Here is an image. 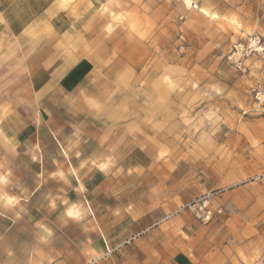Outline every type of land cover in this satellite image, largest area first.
I'll use <instances>...</instances> for the list:
<instances>
[{
  "label": "rangeland",
  "instance_id": "obj_1",
  "mask_svg": "<svg viewBox=\"0 0 264 264\" xmlns=\"http://www.w3.org/2000/svg\"><path fill=\"white\" fill-rule=\"evenodd\" d=\"M71 19L21 39L0 21V164L27 160L9 175L41 184L22 233L31 262L159 264L150 227L185 209L252 230L237 264H264V0H96ZM9 116L28 156L3 135ZM53 159L73 170L42 168ZM183 190L199 195L183 205Z\"/></svg>",
  "mask_w": 264,
  "mask_h": 264
},
{
  "label": "crops",
  "instance_id": "obj_2",
  "mask_svg": "<svg viewBox=\"0 0 264 264\" xmlns=\"http://www.w3.org/2000/svg\"><path fill=\"white\" fill-rule=\"evenodd\" d=\"M95 1L0 0V21L7 34L17 39L24 38L29 31L39 25L48 26L57 34H63L66 29H57L59 28L57 26H62L65 23L69 26L72 23L71 17L74 11H78L79 6L88 8L89 4L93 5ZM247 62L252 64L251 72L256 73L253 61L250 59ZM52 64L53 61H46L45 65H41L39 69L48 72ZM51 84L52 78L49 74V77L43 83H39L37 87L40 98L49 94ZM37 119L40 117L37 116ZM14 120L15 118L11 116L5 118L3 135L11 142H16L17 149L25 147L26 150L22 149L21 153L28 156L31 152L28 145L29 135L25 130L15 131ZM8 133L10 134L8 135ZM95 133V130H92L89 137L94 138ZM51 134L56 143L60 145V152L65 153L61 145L64 138L60 130L54 128ZM13 163L5 159L0 164V171H2L0 177V264H36L31 262L27 250L24 252L22 233L26 227L28 228V222L27 220L25 222L24 218L30 216L27 204L28 196L31 192L40 194L41 184L37 182L30 188L28 178L14 177L12 172L9 175V170L30 168V162L27 160L19 161L16 166ZM36 166L39 168L38 163ZM46 166L53 170H66L69 167L73 170L71 162L57 159L45 161L42 168H46ZM198 195L199 192L183 190L179 201L186 205ZM36 213L38 216L44 215L40 209H36ZM221 225H216L215 220L209 224H205V222L201 224L193 219L187 210L180 209L175 216L150 227L148 241L150 256L156 260L160 258L159 264H237L238 251L246 257L251 255L254 242L253 231H248V229L245 232L240 229L230 231ZM217 226L222 228L215 230ZM39 260H37V264H40Z\"/></svg>",
  "mask_w": 264,
  "mask_h": 264
},
{
  "label": "built area",
  "instance_id": "obj_3",
  "mask_svg": "<svg viewBox=\"0 0 264 264\" xmlns=\"http://www.w3.org/2000/svg\"><path fill=\"white\" fill-rule=\"evenodd\" d=\"M259 43L260 41L256 38H253L251 40H249V44H248V47L250 46V48H255V47H259ZM263 92H264V86H263ZM260 94V92L258 93V95ZM207 216H210V212L208 211L207 212Z\"/></svg>",
  "mask_w": 264,
  "mask_h": 264
},
{
  "label": "bare ground",
  "instance_id": "obj_4",
  "mask_svg": "<svg viewBox=\"0 0 264 264\" xmlns=\"http://www.w3.org/2000/svg\"><path fill=\"white\" fill-rule=\"evenodd\" d=\"M189 1V0H188Z\"/></svg>",
  "mask_w": 264,
  "mask_h": 264
}]
</instances>
